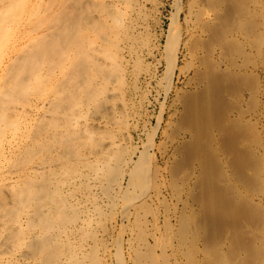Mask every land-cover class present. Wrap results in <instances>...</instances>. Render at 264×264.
I'll use <instances>...</instances> for the list:
<instances>
[{
  "label": "bare ground",
  "instance_id": "6f19581e",
  "mask_svg": "<svg viewBox=\"0 0 264 264\" xmlns=\"http://www.w3.org/2000/svg\"><path fill=\"white\" fill-rule=\"evenodd\" d=\"M169 1L0 0V264H264V0Z\"/></svg>",
  "mask_w": 264,
  "mask_h": 264
},
{
  "label": "rangeland",
  "instance_id": "374dc122",
  "mask_svg": "<svg viewBox=\"0 0 264 264\" xmlns=\"http://www.w3.org/2000/svg\"><path fill=\"white\" fill-rule=\"evenodd\" d=\"M154 3H156V5L157 6H159L160 8L162 7V5H163V2L164 1H167V0H152ZM172 0H170L169 1V4H167L168 6H167V10H170V2H171ZM164 21H165V24H164V26L166 27L167 26V23H168V12L167 11H165V17H164ZM164 41V40H163ZM155 98H156V94H154V96L152 97V99H153V101L155 100ZM156 101V100H155ZM154 101V105L152 106V108L150 109V111L152 112V113H155V114H157L158 113V111H159V105H158V103L157 102H155Z\"/></svg>",
  "mask_w": 264,
  "mask_h": 264
}]
</instances>
